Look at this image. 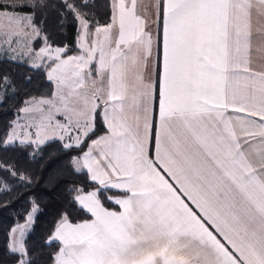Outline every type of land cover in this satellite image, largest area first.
<instances>
[{
  "label": "snow or ice",
  "instance_id": "snow-or-ice-1",
  "mask_svg": "<svg viewBox=\"0 0 264 264\" xmlns=\"http://www.w3.org/2000/svg\"><path fill=\"white\" fill-rule=\"evenodd\" d=\"M64 6L82 29L81 54L67 58L47 34L33 56L31 43L44 23H34L35 10L49 7L47 0H32L33 11L24 15L0 10V59L28 57L29 68L43 66L55 85L50 97L24 102L18 111L30 114L29 123L21 130L12 121L4 145L19 140L39 148L69 137L63 149L80 148L95 134L103 109L105 132L70 159L72 170L87 169L100 186L67 189L69 203L92 219L71 223L61 214L45 241L59 245L49 264H264V0H156L151 23L137 13V0H112L110 22H97L94 34L88 13L80 11L88 0H64ZM161 18L162 62L146 76L151 29ZM10 83L0 75V103ZM157 84L154 126L150 101ZM229 107L242 115H226ZM0 170L31 183L12 165ZM8 187L0 181V191ZM109 187L127 193L114 201L119 212L101 203L99 193ZM30 200L28 222L11 229L7 245L15 264H36L39 255L24 241L39 210Z\"/></svg>",
  "mask_w": 264,
  "mask_h": 264
},
{
  "label": "trees",
  "instance_id": "trees-1",
  "mask_svg": "<svg viewBox=\"0 0 264 264\" xmlns=\"http://www.w3.org/2000/svg\"><path fill=\"white\" fill-rule=\"evenodd\" d=\"M49 7L37 8L34 23L40 25L43 20V31L41 37L47 34L48 41L52 47H63L66 49L64 56L77 52L76 38L78 34V23L75 15L64 6V0H47ZM72 3L73 0H68ZM83 0H75L80 4ZM28 6H21V5ZM32 0H0V10L27 14L33 11ZM15 5V7H14ZM89 7L81 8V12H87L91 23L89 33L97 26L106 24L110 17V6L108 0H88ZM46 15V18H45ZM39 38L34 40V47L38 46ZM7 74L11 79L8 92L0 103V166L12 165L17 172L27 175L31 183L21 181L19 177L13 178L9 173L0 170V181L7 183V190L0 191V264L15 263L16 256L8 253V232L10 228L25 219V215L32 207L30 198H34L38 211L34 213L31 227L25 233L24 241L30 253L37 256L36 264H49L48 255L58 247L57 242L46 244L56 222L61 214L67 213L70 222L89 219L86 213L75 203H69L73 193L67 191L68 187H82L84 191L95 190L97 184L90 181L83 171L77 173L72 170L70 159L79 155L86 147L89 140L104 131L99 113L95 120V134L86 139L80 148L73 146L72 149H63L57 140L46 141L39 148L32 146H21L18 143L4 145L11 121L15 118L18 110L23 106L25 100L30 97L48 96L51 91V83L46 78V68L41 67L38 71L30 69L27 62H11L0 59V75ZM31 77L30 80L27 78ZM0 92H3L0 87ZM63 174L55 184L48 182L49 176L57 172ZM101 203L106 208L113 210L117 206L112 204L108 197L121 195L111 189H101Z\"/></svg>",
  "mask_w": 264,
  "mask_h": 264
},
{
  "label": "crops",
  "instance_id": "crops-1",
  "mask_svg": "<svg viewBox=\"0 0 264 264\" xmlns=\"http://www.w3.org/2000/svg\"><path fill=\"white\" fill-rule=\"evenodd\" d=\"M108 1H109V6H110V18H109V21L107 23H109L110 20H111V12H112V0H108ZM126 2H127V0H126ZM155 3H156V0H137V13L139 15H141V16H147V18L149 19V22L150 23L153 20H156V16H155V11H156V9H155ZM95 28H96V26L91 30L90 33L94 34ZM151 30H152L153 38H154L153 55H152V61H150V63H149V70L150 71L148 73H146V76L151 74V69H152L153 64H155L157 67H159L160 63L162 62V18L160 20L156 21L155 25L152 27ZM81 31L79 33V30H78V34H77V38H76L77 52L76 53H73V54H70V55H66V56H64V58H67L68 56H76V55H80L81 54V49H80V47L78 45V36H79V34H81ZM92 38L93 37L91 35L86 38L88 44L91 43V39ZM97 59H98V55H97ZM259 66H260V61L258 59H256L255 57H253L252 67L254 69H256V68H259ZM90 67H92L94 69L95 68V62H93V64L90 65ZM51 91L53 92L54 89L52 88ZM51 93H50V95L45 96V97H50L51 96ZM150 108H151V116H152L153 124L155 126V124L159 121V93H158V84L156 86L154 95H153V97H152V99L150 101ZM102 111H103V109L101 108V109L98 110V113H100ZM226 115L235 116V115H242V114L235 113L234 110L231 107H229L226 110ZM57 119H60L63 122V117L58 116ZM100 120H101L102 126L104 128V131L102 133L98 134L97 136L93 137L92 139H95L99 135H102L105 132V130H106L105 125L103 124L102 116H100ZM154 132H155V128H153V137H152V140L149 143V149H150V152L153 155H154V151H155V148H154ZM76 134L77 133L75 131H73L70 135L74 137ZM69 140H71V139L69 137H66L63 142H65V143H72V142H69ZM91 140L88 141V143H87V145H86V147H85V149L83 151H87L88 145L90 144ZM82 152L79 155H81ZM79 155H77V156H79ZM82 171L85 172L87 174V177H88L87 169H83ZM93 183H95V184L98 185V183H96V182H93ZM98 187H100V186L98 185ZM106 189H111V190H114V191H117V192H121V195L110 196V197L113 198L112 200H109L108 199L112 204H114V205L117 206V209L116 210H113L111 208H106L105 207L106 209H108L110 211H117V212H119L121 210L120 209V206L118 204H116L114 201L117 198H123V197H125L127 195V193L124 192L123 190L114 189V188H110V187L109 188H106ZM88 191H91V190H88ZM85 192H87V191H85ZM86 213H88V212H86ZM88 214H89V219H92L91 214L90 213H88ZM78 222H82V221H77V222H74V223H78ZM71 223H73V222H71ZM51 234H52V232H51Z\"/></svg>",
  "mask_w": 264,
  "mask_h": 264
},
{
  "label": "rangeland",
  "instance_id": "rangeland-1",
  "mask_svg": "<svg viewBox=\"0 0 264 264\" xmlns=\"http://www.w3.org/2000/svg\"><path fill=\"white\" fill-rule=\"evenodd\" d=\"M4 11V10H3ZM7 12H9V11H7ZM16 13V12H15ZM18 14H20V15H24V14H21V13H18ZM110 18V17H109ZM77 23H78V30H79V33H80V31L82 30V29H80V23H79V21L77 20ZM79 36H80V34H79ZM79 36H78V45H79V43H80V41H79ZM39 38V37H38ZM38 46L37 47H34V40L32 41V43H31V47L34 49V52H33V56L35 55V52L36 51H38L39 50V48L40 47H43L44 46V41H43V39L40 37L39 38V40H38ZM76 46V45H75ZM53 48H55V47H53ZM76 49H77V47H76ZM24 60L27 62V64L29 65L30 63H31V60L28 58V57H25L24 58ZM49 66H51V65H49ZM43 67V66H42ZM46 73H47V69H46ZM46 78H47V75H46ZM48 80V79H47ZM49 81V80H48ZM50 82V81H49ZM51 83V90H52V88L55 90V85H54V83L53 82H50ZM52 91H50V93H51ZM50 93H49V95H50ZM41 97H45V96H40V97H35V98H37V99H39V98H41ZM31 98H33V97H30V98H28L27 100H30ZM46 98V97H45ZM26 101V100H25ZM25 106V103L23 104V106L22 107H24ZM21 107V108H22ZM29 116H30V114H25V113H23V112H19L18 111V113H17V115L15 116V118L12 120V121H16L19 125H21L22 126V129L21 130H23V127H26L27 125H28V123H29ZM11 121V122H12ZM13 128H14V125L12 124V123H10V126H9V129H8V131H7V134L10 132V131H12L13 130ZM29 131H31L32 133H35V129L34 128H30L29 129ZM7 134H6V136H5V139L7 138ZM33 138H35L34 137V135H33ZM52 140H57V141H59V139H52ZM48 141H50V140H48ZM60 142V141H59ZM69 142H72V140H69ZM13 143H18V144H20L19 143V140H17V141H15V142H13ZM12 143V144H13ZM63 143H65V142H60V144L62 145ZM32 146H36V145H32ZM89 179V178H88ZM32 208V207H31ZM31 208H30V210H29V212L31 211ZM28 212V213H29ZM28 213L25 215V219L22 221V222H20V223H16V224H14L11 228H10V230H9V232H8V244L9 243H11V235H10V233H11V229H13L14 227H16L18 224H25V223H27L28 222ZM29 229H27L26 230V232L28 231ZM25 232V233H26ZM13 264H15V263H13Z\"/></svg>",
  "mask_w": 264,
  "mask_h": 264
}]
</instances>
